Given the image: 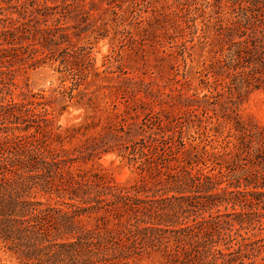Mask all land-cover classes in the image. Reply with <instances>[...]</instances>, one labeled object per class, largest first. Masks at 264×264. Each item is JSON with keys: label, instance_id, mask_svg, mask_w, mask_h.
Here are the masks:
<instances>
[{"label": "trees", "instance_id": "obj_1", "mask_svg": "<svg viewBox=\"0 0 264 264\" xmlns=\"http://www.w3.org/2000/svg\"><path fill=\"white\" fill-rule=\"evenodd\" d=\"M150 59L174 76L130 72ZM42 67L58 86L34 92ZM263 90L264 0H0V264H264V132L240 114ZM108 154L132 185L83 167Z\"/></svg>", "mask_w": 264, "mask_h": 264}, {"label": "rangeland", "instance_id": "obj_2", "mask_svg": "<svg viewBox=\"0 0 264 264\" xmlns=\"http://www.w3.org/2000/svg\"><path fill=\"white\" fill-rule=\"evenodd\" d=\"M109 38L99 40L95 45L92 56L95 59V67L102 70L101 65L103 58L111 53V50L115 47V43H112ZM192 55L191 59H187V69L185 71L187 80L190 81L191 85L198 87V75H197V63L203 61L206 58V53H204L198 46L194 50L189 51ZM126 62L130 65L133 64L127 58ZM181 65L180 72H184ZM173 62H168L167 60L159 62L158 64L150 59L149 62L140 63L136 67L132 66L129 68L130 72L134 76L140 77H153L157 80H166L174 76V70H171V65ZM159 65L158 67H153ZM174 66V65H173ZM139 68V69H138ZM144 74V75H143ZM56 74L52 69L48 67H42L37 69H32L27 72V74L22 77L23 80H27L29 87L37 92L39 90L49 91L51 88H56L58 86ZM180 78V77H179ZM240 114L244 118H251L264 132V90L258 91L251 96L242 104L240 107ZM84 116V111L82 109H76L71 104L67 110L60 116L58 120V125L62 127H68L72 124H76L82 121ZM87 170L100 173L113 180L117 184L132 185L137 179L138 175L133 171L132 168L126 165V163L121 162L120 158H117L114 154H108L103 156L100 160L89 163L83 166ZM221 212H224V207L220 208ZM230 212V209H227ZM87 225L94 226V219H87ZM10 264V263H8ZM136 264H163V259L160 255L155 254L147 260H143Z\"/></svg>", "mask_w": 264, "mask_h": 264}]
</instances>
